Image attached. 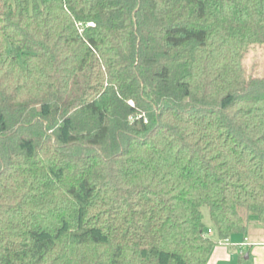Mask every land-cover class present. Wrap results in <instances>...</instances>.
I'll return each mask as SVG.
<instances>
[{"label": "trees", "instance_id": "16d2710c", "mask_svg": "<svg viewBox=\"0 0 264 264\" xmlns=\"http://www.w3.org/2000/svg\"><path fill=\"white\" fill-rule=\"evenodd\" d=\"M254 44L264 0H0V264H206L202 206L264 228Z\"/></svg>", "mask_w": 264, "mask_h": 264}, {"label": "crops", "instance_id": "0c3cea01", "mask_svg": "<svg viewBox=\"0 0 264 264\" xmlns=\"http://www.w3.org/2000/svg\"><path fill=\"white\" fill-rule=\"evenodd\" d=\"M210 229L211 227H206ZM264 228L251 224L246 234H236L226 240H218L211 232L209 235L216 242L208 254L206 264H264ZM262 236V237H261Z\"/></svg>", "mask_w": 264, "mask_h": 264}, {"label": "rangeland", "instance_id": "374dc122", "mask_svg": "<svg viewBox=\"0 0 264 264\" xmlns=\"http://www.w3.org/2000/svg\"><path fill=\"white\" fill-rule=\"evenodd\" d=\"M39 2L40 0H35ZM264 44H254L249 48L245 58L242 61V65L247 74L262 75L264 73ZM8 52L11 50L10 46L7 45ZM202 222L204 228L211 227L212 223L209 219L208 209L206 206L201 207ZM264 237V232L262 233ZM261 236V237H262Z\"/></svg>", "mask_w": 264, "mask_h": 264}, {"label": "built area", "instance_id": "2783aa9c", "mask_svg": "<svg viewBox=\"0 0 264 264\" xmlns=\"http://www.w3.org/2000/svg\"><path fill=\"white\" fill-rule=\"evenodd\" d=\"M212 231L210 229L207 230V233L210 234Z\"/></svg>", "mask_w": 264, "mask_h": 264}]
</instances>
